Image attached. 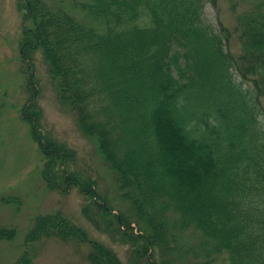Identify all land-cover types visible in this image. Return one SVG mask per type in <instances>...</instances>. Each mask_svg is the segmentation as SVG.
Instances as JSON below:
<instances>
[{"label":"trees","instance_id":"trees-1","mask_svg":"<svg viewBox=\"0 0 264 264\" xmlns=\"http://www.w3.org/2000/svg\"><path fill=\"white\" fill-rule=\"evenodd\" d=\"M71 4L84 15L48 0H16L26 93L20 118L43 155L45 186L76 189L82 215L127 245L128 260L55 211L34 217L14 264H33L28 245L46 238L86 243L90 264H264V0L238 13L234 29L207 22L205 0ZM36 52L146 231L112 213L97 179L72 168L76 151L45 127ZM11 202L18 199L0 197ZM15 235L0 226V241Z\"/></svg>","mask_w":264,"mask_h":264},{"label":"rangeland","instance_id":"rangeland-1","mask_svg":"<svg viewBox=\"0 0 264 264\" xmlns=\"http://www.w3.org/2000/svg\"><path fill=\"white\" fill-rule=\"evenodd\" d=\"M48 1L72 10L80 17L84 15L83 11L72 7L71 2L75 0ZM253 1L217 0L215 7L205 0L203 16L213 26L222 21L234 29L236 15L248 9ZM21 27V13L16 8V0H0V197L18 199L17 203H0V226L16 229L13 239L0 241V264H14L26 247L24 236L36 215L55 211L84 227L90 237L112 247L126 263L127 245L110 241L106 234L88 222L81 213L85 198L76 189L61 194L45 186L41 177L43 155L31 136L28 123L20 118V107L26 97L25 73L21 70L19 56ZM240 49L235 33L231 39V50L238 53ZM34 64L43 123L55 138L76 151L77 159L71 164L72 168L97 179L98 190L107 198L112 213L125 214L134 232L139 228L146 231L145 225L134 217L129 200L123 197V191L117 184V173L104 158L96 137L84 134L75 111L58 99L57 88L49 78L41 53L36 52ZM164 122L162 119L161 124ZM28 248L33 253V264H90L86 260L90 251L86 243L46 238L29 244Z\"/></svg>","mask_w":264,"mask_h":264}]
</instances>
